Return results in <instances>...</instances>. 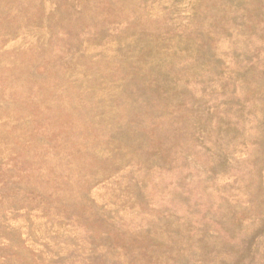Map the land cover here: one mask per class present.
I'll return each instance as SVG.
<instances>
[{
  "label": "rangeland",
  "instance_id": "obj_1",
  "mask_svg": "<svg viewBox=\"0 0 264 264\" xmlns=\"http://www.w3.org/2000/svg\"><path fill=\"white\" fill-rule=\"evenodd\" d=\"M0 264H264V0H0Z\"/></svg>",
  "mask_w": 264,
  "mask_h": 264
}]
</instances>
